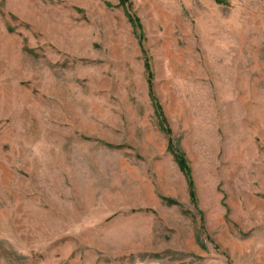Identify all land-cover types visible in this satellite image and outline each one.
Instances as JSON below:
<instances>
[{
    "label": "rangeland",
    "instance_id": "1",
    "mask_svg": "<svg viewBox=\"0 0 264 264\" xmlns=\"http://www.w3.org/2000/svg\"><path fill=\"white\" fill-rule=\"evenodd\" d=\"M0 264H264V0H0Z\"/></svg>",
    "mask_w": 264,
    "mask_h": 264
},
{
    "label": "trees",
    "instance_id": "2",
    "mask_svg": "<svg viewBox=\"0 0 264 264\" xmlns=\"http://www.w3.org/2000/svg\"><path fill=\"white\" fill-rule=\"evenodd\" d=\"M126 0H120L121 4H125ZM219 2H221V0H217ZM125 15L127 17V19L131 22V24L137 29L139 30L141 28V24L139 22V18L133 14L132 12L128 11L127 9L125 10ZM140 39H139V44L142 45V35L140 34ZM144 67H145V71H146V80L148 83V88H149V95L150 98L152 100L153 103V107L155 110V114L157 117V124L159 129H161L163 132H165L168 135V140H167V151L172 155L174 161L176 162L179 170L183 173L185 180H186V184H187V188L189 191V195L191 200L194 201L195 199V193H194V182L192 179V175H191V171H190V167L188 164V161L185 157L184 152L182 151V149L175 143L173 137L170 136L171 130L167 125V121H166V116L164 114V111L160 105V103L157 101L156 97L153 95V91H152V71L150 70V65L149 62L146 60L144 61Z\"/></svg>",
    "mask_w": 264,
    "mask_h": 264
}]
</instances>
